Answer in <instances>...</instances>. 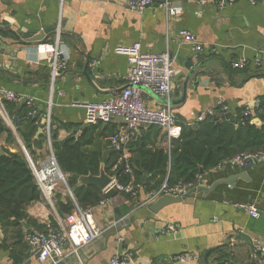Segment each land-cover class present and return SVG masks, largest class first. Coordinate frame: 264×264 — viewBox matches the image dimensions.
I'll return each mask as SVG.
<instances>
[{"label": "crops", "instance_id": "1", "mask_svg": "<svg viewBox=\"0 0 264 264\" xmlns=\"http://www.w3.org/2000/svg\"><path fill=\"white\" fill-rule=\"evenodd\" d=\"M172 3L179 9L167 19L155 4L136 13L127 9L125 0H67L63 4L58 0H0V89L33 99L41 133V115L48 114L50 127L57 129V140L77 137L91 125L84 121V109L72 103L99 102L119 93L129 65L116 48L139 43L142 52L169 53L175 70L171 109L182 125L221 102L232 114L246 105L254 106L264 97V56L259 64L254 63L264 51V2L235 0L222 8L216 0H206L201 6L189 0ZM49 29L41 41L22 43L18 39ZM181 29L194 34L203 50L193 51L179 35ZM51 47H57L67 61V68L53 80L47 58ZM241 56L249 61L247 67L232 68L231 61ZM143 100L152 108L163 105L149 88L143 89ZM18 106L12 101L4 104L8 120L0 118L12 135L8 139L6 133L0 134V148L20 152L26 160L28 156L33 164L43 166L51 156V144L32 146L34 156L29 155L14 127ZM123 132L119 118L96 124L88 147L98 144L106 158L110 148L107 137L120 133L130 159L129 143L141 132H146L145 146L169 147L170 141L158 127L150 131L140 127L133 137H124ZM60 184L54 194L70 197ZM201 185L212 188L167 204L156 213L149 209L153 202L130 204L118 191L107 198L105 206H93L92 215L103 231L109 227L114 231L102 232L74 258L67 259L63 248L62 264H109L115 255H127L128 264H205L204 253L216 246L220 247L209 252L208 264H264V252L255 247L256 243L264 246V164L208 171ZM140 196L142 199L144 194ZM237 203L254 204L259 217H252ZM124 205L130 208L121 213ZM26 213L39 223L48 225L53 219L57 229L62 227L63 218L42 197L28 205ZM21 221L23 232L30 229L26 220ZM166 224L176 225V232L163 231ZM12 233L13 229L6 234L0 229V264H42L23 237L14 244ZM4 236L5 246H1ZM188 253L197 258L184 263L175 260Z\"/></svg>", "mask_w": 264, "mask_h": 264}, {"label": "built area", "instance_id": "2", "mask_svg": "<svg viewBox=\"0 0 264 264\" xmlns=\"http://www.w3.org/2000/svg\"><path fill=\"white\" fill-rule=\"evenodd\" d=\"M63 4L67 0H58ZM197 5H204L206 0H189ZM235 0H216L217 5L222 8L226 4H230ZM251 4L264 2V0H248ZM156 5L162 8L165 16L168 19L179 9L177 5L172 3V0H125L127 9L136 13H142L150 5ZM179 35L183 41L191 46V49L196 52L203 50V45L199 42L194 34L188 30H179ZM118 53L125 55L129 65L128 72L125 75V85L123 89L99 102H73L72 106L82 107L84 109V121L89 125L106 123L112 118H119L122 121L124 129V137H133L140 127L155 126L161 129L168 140L177 138L181 133L182 124L177 120L174 112L171 109V81L175 74L172 60L167 51L162 53L142 52L139 43H133L129 46H118ZM262 56H256L254 63L259 64ZM50 66V75L53 80L62 71L67 68V61L64 54L57 49L51 47L48 53ZM248 60L241 56L231 61V67L235 69H243L247 67ZM149 88L156 93L163 101V105L159 108H152L146 105L143 100V89ZM6 101L15 103H24L28 108L27 115H36V110L33 105V99L29 96L25 97L14 93L7 89H0V116L7 119L4 110ZM222 111H228L227 106L221 102ZM250 108L245 106V113H249ZM213 109H207L198 113L192 123H187L186 126H193L195 123L203 121L207 116L213 115ZM42 116L43 130L46 133L48 144L50 145V120L49 115ZM40 123V122H39ZM108 141L110 147L119 152V157L112 165L111 170L114 171L118 166L122 165L124 171L129 175L126 183H121L115 175L111 183L105 187L103 193L110 188H114L123 194L129 195L131 198H140V184L135 182V178L129 163V153L126 149L124 138H121L120 133L109 135ZM27 155V154H26ZM32 175L37 183L40 195L46 201L51 202L54 195V188L58 183L63 184L71 199L73 196L67 187L66 174L58 168L53 153L46 164L36 166L27 156ZM262 162L264 164V151H247L240 152L234 156L221 161L216 167L210 171L219 169L224 166H236L247 168ZM203 182V174L196 176L192 183H177L168 185L163 182L161 186L149 193L144 194V197L138 202L139 205H146L153 202L162 195L183 196L190 189L196 188ZM109 199L104 198L98 202L96 206H105ZM237 207L244 208L252 217H259L260 213L254 204L237 203ZM93 206L75 208L63 218L64 226L60 229L47 227L46 231L36 228H30L23 233V241L28 245L30 250L35 254L36 259L42 264H56L63 256V248L67 250V254L77 255L79 250L96 239L104 229L99 228L93 220ZM163 231L174 233L177 226L174 224H166L162 228ZM255 247L261 253L264 252V246L256 243ZM66 255L65 257H67ZM62 258V257H61ZM197 258L195 254H179L175 260L184 263L187 260ZM129 257L127 255H115L110 259L109 264H128Z\"/></svg>", "mask_w": 264, "mask_h": 264}, {"label": "trees", "instance_id": "3", "mask_svg": "<svg viewBox=\"0 0 264 264\" xmlns=\"http://www.w3.org/2000/svg\"><path fill=\"white\" fill-rule=\"evenodd\" d=\"M222 105L213 108V115L207 116L203 121L193 126L183 125L177 138H172L169 147L151 149L145 146L146 132H141L134 141L129 143L132 157L129 163L135 178L140 184V193L146 194L158 189L163 182L168 185L177 183H192L196 176L210 171L218 163L237 153L247 151H264V97L249 107L245 113V106L236 109L232 114L222 111ZM28 108L20 103L16 109V132L23 141L29 155L34 156L33 147L40 148L47 142L46 133L36 135L39 127L37 115L28 116ZM257 117L260 124L251 123ZM218 123V124H217ZM95 125L85 128L79 136L69 135L63 140H57V129L50 127V143L52 153L58 168L66 174L67 186L71 190L73 199L61 193H55L52 204L61 218L70 213L75 206L85 208L96 206L105 198L103 191L93 185H78L71 174L97 175L101 163L104 171L115 175L121 183H126L129 175L122 165L112 171L111 167L119 157V152L109 148L107 157L104 158L100 147H88L92 143ZM155 126H149L148 131ZM6 133L10 139L12 132L0 118V134ZM145 176V178H144ZM130 204H139V199L126 195ZM40 191L32 175L31 168L20 152L5 150L0 155V229L6 234L8 229H13L11 236L14 244L22 242L23 230L20 221L26 220L29 228L42 231L47 226L57 229L55 220L50 223H39L29 218L26 208L32 202L40 200ZM130 206H121V213H126ZM6 236L3 237L1 246H5ZM224 257V256H223Z\"/></svg>", "mask_w": 264, "mask_h": 264}, {"label": "water", "instance_id": "4", "mask_svg": "<svg viewBox=\"0 0 264 264\" xmlns=\"http://www.w3.org/2000/svg\"><path fill=\"white\" fill-rule=\"evenodd\" d=\"M52 29L49 30H44V31H39L36 33H30L28 35L22 36V37H18V39L22 42V43H27V42H33V41H41L45 34L47 32H49ZM170 104H172V101H170ZM251 107V105H249ZM16 122L17 119H15L14 121V127H16ZM251 123L260 124V120L257 117H254L253 119H251ZM218 124V123H217ZM42 130L41 129H37L36 135H38L39 133H41ZM4 154V151L2 148H0V155ZM263 164L262 162H258L256 164H253L252 166L255 165H261ZM244 173V172H243ZM242 174V173H240ZM242 176V175H240ZM71 177L76 179L77 184L78 185H93L95 187H97L98 189H100L101 191H103L105 189L106 186H108L111 181L114 179V176L107 174L104 169H103V164L101 163L100 168H99V173L97 175H91V174H87V175H79V174H71ZM145 178V176H144ZM68 187V186H67ZM69 188V187H68ZM210 188L212 187H205V186H198L196 188H192L190 189L185 195L183 196H171V195H162L160 197H158L156 200L153 201V203L150 205L149 209L151 212L156 213L160 208H162L163 206L170 204V203H174V202H179L181 201L184 197L186 196H190L192 193L195 192H206L208 191ZM70 190V189H69ZM118 191L114 188H110L109 190H107L104 193L105 198H111L113 197ZM21 223L25 226H27L25 224L24 221H21ZM114 228L113 227H109V229H106L105 231H103L104 234L109 233V232H113ZM103 233H101L99 236H101ZM98 236V237H99ZM87 245V244H86ZM84 247V246H83ZM82 247V248H83ZM220 246H216L213 249H209L208 251H206L203 255V260L205 262V264H208L207 259H208V254L209 252L212 250H216L218 249ZM81 248V249H82ZM81 249L79 250V252L81 251ZM250 250L251 253L253 254V247L250 246ZM67 259L70 258H74L73 254H70L66 257ZM62 260L58 261L56 264H62ZM66 262V259H65ZM252 263V262H251Z\"/></svg>", "mask_w": 264, "mask_h": 264}, {"label": "rangeland", "instance_id": "5", "mask_svg": "<svg viewBox=\"0 0 264 264\" xmlns=\"http://www.w3.org/2000/svg\"><path fill=\"white\" fill-rule=\"evenodd\" d=\"M59 186H62V188L64 189V192H65V193H68L66 187L63 186V184H60ZM49 203L51 204V202H49ZM62 226H64V223H62Z\"/></svg>", "mask_w": 264, "mask_h": 264}]
</instances>
